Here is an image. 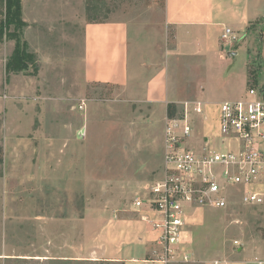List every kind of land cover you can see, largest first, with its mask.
I'll list each match as a JSON object with an SVG mask.
<instances>
[{"label": "rangeland", "instance_id": "obj_1", "mask_svg": "<svg viewBox=\"0 0 264 264\" xmlns=\"http://www.w3.org/2000/svg\"><path fill=\"white\" fill-rule=\"evenodd\" d=\"M20 3L21 18L26 23L23 40L35 57L36 71L28 66L25 71L7 74L5 66L14 42L4 39L0 44V257L6 258L0 259V264H88L58 260L60 248L66 246L68 239L67 250L62 253L78 257L73 248L88 236L82 231L85 218L89 231L97 233L107 222L105 219L101 224V214L112 212L120 219L133 216L129 212L133 197L146 192L160 178L168 119H184L187 115L192 127L189 143L195 144L204 137L213 138L217 132L218 105L225 100L222 97L254 89L264 98V24L260 20L250 34L239 35V43L232 44H242L244 48L241 55L226 60L229 70L225 77L215 71L219 63H212L209 75L204 73V66L192 60L182 61L179 82L186 85L190 78L194 82L183 91L185 99L161 105L135 101L115 87L87 84L82 52L85 23L132 21L158 28L162 0ZM3 13L0 0V20ZM171 35L169 30L167 48L172 46ZM159 36L160 33L158 39ZM223 58H227L225 54ZM136 93L139 96L138 90ZM201 97L216 101H195ZM195 102L202 104L200 115L192 111ZM81 104L84 107L79 110ZM59 125H64V129ZM41 127L49 129L50 134L66 131L71 144L70 138L75 139V131L80 127L85 129L86 137L76 142L74 155L72 150L46 153L49 161L56 155L65 162L81 161L82 169L79 176L61 175V180H49V176L44 186L48 194L37 198L33 192L36 185L29 179L26 167L34 160L30 130ZM9 135L15 140L8 143ZM56 185L68 194H53L51 190ZM68 185L80 186L81 193L69 195ZM35 201L41 213L51 216L31 217L33 209L38 210ZM197 223L183 238L184 250L191 260L175 264L264 261L258 219L251 209L235 205L223 211L207 210L197 218ZM233 240L241 241L242 247L234 248ZM7 257L12 260H6Z\"/></svg>", "mask_w": 264, "mask_h": 264}, {"label": "crops", "instance_id": "obj_2", "mask_svg": "<svg viewBox=\"0 0 264 264\" xmlns=\"http://www.w3.org/2000/svg\"><path fill=\"white\" fill-rule=\"evenodd\" d=\"M260 20L264 24V0H162V17L157 23L158 28L132 21L85 23L82 52L84 81L87 84L115 87L135 101L161 105L182 101L185 97L183 91L194 82L192 78L186 85L179 82L177 75L182 61L192 60L204 66V73L209 75L213 70L212 63H219L215 71L225 77L229 70L226 60L241 55L244 45H231L232 48L223 45L219 39L222 28L228 27L244 36L250 34ZM169 30L172 33V46L167 48ZM234 46H238L237 49ZM224 54L226 59L223 58ZM191 73L195 74L193 67ZM136 90L139 96L135 94ZM245 94L246 91L242 95H228L220 101H236L244 98ZM195 101L216 100L201 97ZM62 126L60 128L64 129ZM60 131L50 134L49 129L43 127L30 130V152L34 160L27 163L29 165L26 168L30 171L29 179L36 185L33 192L37 198L48 194L44 186L49 176L52 177L49 180L53 177L60 179L61 175L70 178L79 176L82 169L81 161L65 162L60 160L59 155L54 160H47L46 153L49 151L56 154L61 150L67 153L72 150L74 155L78 146L76 142L86 137L85 129L80 127L75 131V139L70 138L71 144L68 143L66 131ZM80 131L85 133L83 138L78 136ZM7 140L9 143L15 138L9 135ZM64 170L65 173L61 172ZM66 188L69 195L81 193L80 186L68 185ZM60 191L57 185L51 190L57 196L68 194ZM34 205L38 207L31 214L34 219L51 216L47 212L41 213L38 201ZM54 208L60 209L57 206ZM129 212L133 216L128 219H120L112 212L104 216L99 214L103 217L101 224H104L105 219L107 222L97 233L89 231L85 218L82 231L88 236L83 241L88 245H84L83 241L76 243L73 251L78 257H68L62 253V250H67V239L64 242L66 246L60 248L58 260L88 264H158L153 261L156 233L130 208ZM5 258L0 257L2 260ZM6 260L12 259L7 257Z\"/></svg>", "mask_w": 264, "mask_h": 264}, {"label": "built area", "instance_id": "obj_3", "mask_svg": "<svg viewBox=\"0 0 264 264\" xmlns=\"http://www.w3.org/2000/svg\"><path fill=\"white\" fill-rule=\"evenodd\" d=\"M219 39L231 46L239 35L223 27ZM83 107L79 105V110ZM192 111L200 115L202 104L195 102ZM189 123L187 115L166 121L160 178L146 192L136 194L129 206L156 233L153 261L189 262L183 238L198 224L197 218L207 210L223 211L235 205L256 214L264 252V98L249 89L244 98L221 102L214 137L195 144L189 143ZM78 136L83 138L85 133L80 131ZM231 244L242 247L239 240Z\"/></svg>", "mask_w": 264, "mask_h": 264}, {"label": "trees", "instance_id": "obj_4", "mask_svg": "<svg viewBox=\"0 0 264 264\" xmlns=\"http://www.w3.org/2000/svg\"><path fill=\"white\" fill-rule=\"evenodd\" d=\"M4 13L0 20V44L4 39L14 42L13 51L6 63L5 72L18 73L34 68V55L28 52L27 43L23 40V28L26 23L21 18L20 0H3ZM12 27V29H11Z\"/></svg>", "mask_w": 264, "mask_h": 264}]
</instances>
